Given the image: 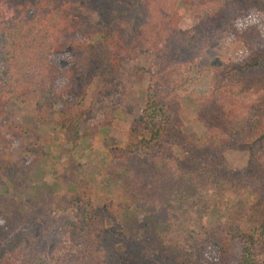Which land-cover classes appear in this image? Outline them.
Returning a JSON list of instances; mask_svg holds the SVG:
<instances>
[{
  "label": "trees",
  "instance_id": "16d2710c",
  "mask_svg": "<svg viewBox=\"0 0 264 264\" xmlns=\"http://www.w3.org/2000/svg\"><path fill=\"white\" fill-rule=\"evenodd\" d=\"M187 5L198 22L181 31L175 19ZM250 9L243 0H0V118L12 103L35 102L42 118L59 108L74 145L68 155L89 132L81 122L84 85L99 77L102 94H111L121 62L135 54H150L154 66L126 148L91 149L82 166L97 185L67 180L29 195L39 164L13 163L0 129V264H203L213 246L220 264H230L239 242L237 264H264V221L252 232L221 221L249 188L264 196V117L233 119L228 111L242 94L264 92V76H256L264 75V40L255 28L234 27ZM227 35L250 56L214 60L209 94L198 96L197 62ZM190 99L205 139L184 133ZM233 151L249 152L248 167L229 168ZM214 210L222 224L207 228L203 218ZM128 212L136 228L126 225Z\"/></svg>",
  "mask_w": 264,
  "mask_h": 264
},
{
  "label": "rangeland",
  "instance_id": "374dc122",
  "mask_svg": "<svg viewBox=\"0 0 264 264\" xmlns=\"http://www.w3.org/2000/svg\"><path fill=\"white\" fill-rule=\"evenodd\" d=\"M243 1L251 9L247 16L235 20L234 27L240 33H249L255 28L264 40V0ZM194 12V7L190 5L179 8L175 21L181 31L189 30L194 23L198 22V16ZM216 41L218 43L216 48L205 49L197 62L195 76L199 79V83L195 88V94L198 96L209 94L210 80L213 76L211 65L214 60H220L223 63H241L250 56V51L245 45L231 35ZM71 57L72 60L75 59V56ZM152 57L150 54H135L134 57L121 62L111 94H102V81L99 77L93 78L84 85L86 92L83 101L84 108L78 107V109L85 111L81 122H85L89 132L83 131L82 146L69 155L66 152L71 151L74 145L65 139L67 131L62 126L63 116L59 108H56L55 113L47 114L43 120L44 118L40 117L36 111L35 102L26 105L20 103L9 105L6 114L0 118V129L3 135H6L5 137L12 142L11 161L30 164L37 160L39 166L36 170L40 169L39 172H33V175H37L34 178L39 182L31 184L26 193L33 195L38 189L47 192L52 183H57L62 187V182L67 180L77 182L85 179L90 185H97L92 181L96 179L93 171H85L82 166L87 163V156L91 157V149L95 148L106 153L109 149L126 148L129 141V130L144 108L147 89L154 72ZM67 61H69L68 58H61V63ZM80 72H84V66L80 67ZM262 73V71L256 73L258 79H263ZM59 84L60 89L65 87L62 81ZM197 110L194 99L183 103L181 119L184 123V133L191 138L205 139L208 133L197 121ZM228 111L230 117H234L233 119H258V116L259 119L263 118L264 92L253 90L242 94L236 98V105H230ZM90 134L95 135L94 146L90 144ZM27 148L42 151L44 155L35 157ZM99 157L98 163L101 162L100 164L107 160L106 156ZM225 158L229 168L237 172L248 167L250 162V154L247 151H233L226 154ZM232 208L233 210H229ZM224 215L225 219L221 220L214 210L209 217L205 218L206 222L203 218L202 224L209 228L216 223L222 224L221 221H223V224L228 226L240 225L243 232L258 229L264 221L263 194L249 188L243 196H237L227 206ZM126 216V225L136 228L138 222L135 216L130 212ZM240 254L239 242V245L234 244L232 247L233 258L230 264H237L236 258ZM220 256L221 253L217 248L210 247L203 264H220Z\"/></svg>",
  "mask_w": 264,
  "mask_h": 264
}]
</instances>
